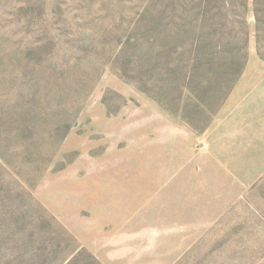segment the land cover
<instances>
[{
	"label": "rangeland",
	"instance_id": "1",
	"mask_svg": "<svg viewBox=\"0 0 264 264\" xmlns=\"http://www.w3.org/2000/svg\"><path fill=\"white\" fill-rule=\"evenodd\" d=\"M239 81L264 0H0V264H264V171L200 141Z\"/></svg>",
	"mask_w": 264,
	"mask_h": 264
},
{
	"label": "crops",
	"instance_id": "2",
	"mask_svg": "<svg viewBox=\"0 0 264 264\" xmlns=\"http://www.w3.org/2000/svg\"><path fill=\"white\" fill-rule=\"evenodd\" d=\"M200 141L243 184L259 176L264 171V83L239 81Z\"/></svg>",
	"mask_w": 264,
	"mask_h": 264
},
{
	"label": "trees",
	"instance_id": "3",
	"mask_svg": "<svg viewBox=\"0 0 264 264\" xmlns=\"http://www.w3.org/2000/svg\"><path fill=\"white\" fill-rule=\"evenodd\" d=\"M199 1H200V0H199ZM171 3H172V4L176 3V0H171ZM225 3H226V2L224 1V4H225ZM243 7H245V5H243ZM172 9H173V12L175 13V12H176V7L173 6ZM173 17L175 18V15H173ZM227 27H228V26H227V25H224V24L220 25V29H221V30H223L224 28H227ZM230 29H231V31H233V30L236 31L234 27L229 28V30H230ZM236 32H237V31H236ZM240 32H241V34H242L240 44H241V47L245 49V46H246V44H247V40H248V30H247V26L244 25V26L240 27ZM244 49H243V50H244Z\"/></svg>",
	"mask_w": 264,
	"mask_h": 264
}]
</instances>
